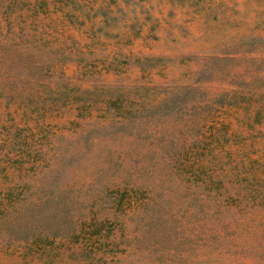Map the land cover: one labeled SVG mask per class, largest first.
<instances>
[{
  "label": "rangeland",
  "instance_id": "374dc122",
  "mask_svg": "<svg viewBox=\"0 0 264 264\" xmlns=\"http://www.w3.org/2000/svg\"><path fill=\"white\" fill-rule=\"evenodd\" d=\"M0 264H264V0H0Z\"/></svg>",
  "mask_w": 264,
  "mask_h": 264
}]
</instances>
